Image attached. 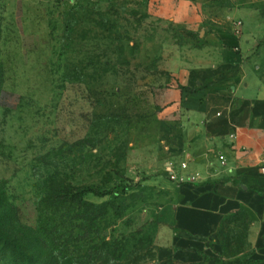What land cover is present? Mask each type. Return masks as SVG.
Instances as JSON below:
<instances>
[{
	"label": "rangeland",
	"instance_id": "1",
	"mask_svg": "<svg viewBox=\"0 0 264 264\" xmlns=\"http://www.w3.org/2000/svg\"><path fill=\"white\" fill-rule=\"evenodd\" d=\"M199 46L147 0H0V264H153L141 206L165 197L134 178L143 126Z\"/></svg>",
	"mask_w": 264,
	"mask_h": 264
},
{
	"label": "crops",
	"instance_id": "2",
	"mask_svg": "<svg viewBox=\"0 0 264 264\" xmlns=\"http://www.w3.org/2000/svg\"><path fill=\"white\" fill-rule=\"evenodd\" d=\"M147 2L201 46L167 67L143 126L134 178L165 197L141 206L144 247L153 264H264V24L250 28V0Z\"/></svg>",
	"mask_w": 264,
	"mask_h": 264
},
{
	"label": "built area",
	"instance_id": "3",
	"mask_svg": "<svg viewBox=\"0 0 264 264\" xmlns=\"http://www.w3.org/2000/svg\"><path fill=\"white\" fill-rule=\"evenodd\" d=\"M74 2H81L82 0H73ZM240 24V23H239ZM261 170L262 172L264 173V161L262 162V165H261Z\"/></svg>",
	"mask_w": 264,
	"mask_h": 264
},
{
	"label": "trees",
	"instance_id": "4",
	"mask_svg": "<svg viewBox=\"0 0 264 264\" xmlns=\"http://www.w3.org/2000/svg\"><path fill=\"white\" fill-rule=\"evenodd\" d=\"M16 261L18 262V260H16ZM21 264H30V263H28V262H26V263L22 262Z\"/></svg>",
	"mask_w": 264,
	"mask_h": 264
}]
</instances>
